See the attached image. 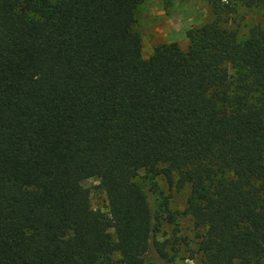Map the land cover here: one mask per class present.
Returning <instances> with one entry per match:
<instances>
[{
  "label": "trees",
  "instance_id": "trees-1",
  "mask_svg": "<svg viewBox=\"0 0 264 264\" xmlns=\"http://www.w3.org/2000/svg\"><path fill=\"white\" fill-rule=\"evenodd\" d=\"M208 1L142 57V0H0V264H145L141 169L188 188L202 264H264V27L220 26L264 0Z\"/></svg>",
  "mask_w": 264,
  "mask_h": 264
},
{
  "label": "rangeland",
  "instance_id": "rangeland-1",
  "mask_svg": "<svg viewBox=\"0 0 264 264\" xmlns=\"http://www.w3.org/2000/svg\"><path fill=\"white\" fill-rule=\"evenodd\" d=\"M214 18L208 0H142L136 11L135 29L140 44L135 54L147 57L155 45L177 42L187 44L186 31ZM220 26L244 40L253 27H264V7L237 5L235 11L224 13ZM232 79L242 70L229 66ZM137 182L147 195L155 223V238L162 244L160 253L151 243L145 264H202L197 251V230L192 218L185 213L188 188L177 187L163 175L139 170ZM83 185L90 191L93 208L106 210L107 200L97 177L86 178Z\"/></svg>",
  "mask_w": 264,
  "mask_h": 264
}]
</instances>
